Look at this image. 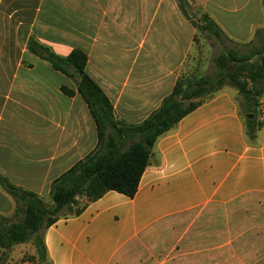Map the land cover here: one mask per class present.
<instances>
[{
	"label": "crops",
	"instance_id": "obj_1",
	"mask_svg": "<svg viewBox=\"0 0 264 264\" xmlns=\"http://www.w3.org/2000/svg\"><path fill=\"white\" fill-rule=\"evenodd\" d=\"M204 14L238 44L264 30L262 0H203ZM191 21L182 0H0V217L21 207L4 179L50 200L52 183L99 143L74 71L55 70L28 41L63 58L86 53L85 73L136 125L184 74ZM237 93L221 89L157 140L133 198L110 191L46 229L49 264H264V93L252 136Z\"/></svg>",
	"mask_w": 264,
	"mask_h": 264
},
{
	"label": "trees",
	"instance_id": "obj_2",
	"mask_svg": "<svg viewBox=\"0 0 264 264\" xmlns=\"http://www.w3.org/2000/svg\"><path fill=\"white\" fill-rule=\"evenodd\" d=\"M264 7V0H262ZM182 12L190 20L182 3ZM201 29L217 40L226 37L207 14L201 18ZM198 28L197 23L191 21ZM248 53L240 54L235 49L225 51L216 59V78H190L183 74L176 82L172 93L145 121L128 124L119 119L101 88L85 73L88 56L75 49L66 58L53 53L47 46L31 38L27 48L42 60L67 75L77 77V91L84 98L94 118L99 143L95 151L63 173L51 185L50 201L33 192L12 185L4 179L3 188L21 207L17 214L20 220L9 221L0 217V250L6 251L15 245L33 241L37 255L27 260L49 263L44 242V231L61 219L79 216L89 203L106 193L115 191L133 198L139 188L141 177L152 157L157 140L170 132L185 116L216 95L229 83L243 99L248 130L254 133L258 122L259 101L264 93V30L256 31V41ZM61 91L73 96L75 92L65 86ZM26 260V259H25ZM23 260V261H25Z\"/></svg>",
	"mask_w": 264,
	"mask_h": 264
},
{
	"label": "rangeland",
	"instance_id": "obj_3",
	"mask_svg": "<svg viewBox=\"0 0 264 264\" xmlns=\"http://www.w3.org/2000/svg\"><path fill=\"white\" fill-rule=\"evenodd\" d=\"M184 8L187 10L190 19L197 23V43L193 52L189 55L187 63L185 65L184 74L190 78L198 79L200 77L216 78L218 74V68L216 65L217 57L225 53L230 49L237 50L240 54H245L253 47L252 43L238 44L228 39L222 41L217 40L214 36H211L207 31L201 29L202 16H203V0H182ZM233 88L229 83L221 87ZM238 95V102L245 115V107L242 97ZM46 203L50 204V200H46ZM21 215L18 218L12 219L13 222L19 221ZM37 255L34 242L31 241L27 244L24 250L15 251L13 248L3 251L0 250V264H19L23 260H27L29 257ZM36 264H42L39 259Z\"/></svg>",
	"mask_w": 264,
	"mask_h": 264
},
{
	"label": "water",
	"instance_id": "obj_4",
	"mask_svg": "<svg viewBox=\"0 0 264 264\" xmlns=\"http://www.w3.org/2000/svg\"><path fill=\"white\" fill-rule=\"evenodd\" d=\"M247 118H253V115H247ZM249 135H253L252 133H249ZM45 264H49V263H45Z\"/></svg>",
	"mask_w": 264,
	"mask_h": 264
}]
</instances>
